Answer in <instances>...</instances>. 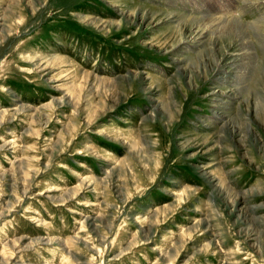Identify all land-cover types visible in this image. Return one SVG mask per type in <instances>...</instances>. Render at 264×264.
<instances>
[{
  "label": "rangeland",
  "instance_id": "obj_1",
  "mask_svg": "<svg viewBox=\"0 0 264 264\" xmlns=\"http://www.w3.org/2000/svg\"><path fill=\"white\" fill-rule=\"evenodd\" d=\"M0 264H264V0H0Z\"/></svg>",
  "mask_w": 264,
  "mask_h": 264
},
{
  "label": "bare ground",
  "instance_id": "obj_2",
  "mask_svg": "<svg viewBox=\"0 0 264 264\" xmlns=\"http://www.w3.org/2000/svg\"><path fill=\"white\" fill-rule=\"evenodd\" d=\"M215 14H211V15H209L208 17H209V19H211L212 21H213V23L214 24H217L218 25V27L219 26H222V25H225V22H228V21H230L231 22V20L230 19H228V18H225V17H223V18H220L219 17V19H214L215 17ZM210 20V21H211ZM232 20H234L236 23H239V24H242V22H240V20L238 19V18H234V19H232ZM215 22H218V23H215ZM227 24H229V23H227ZM226 26V25H225ZM253 26V25H252ZM260 27H261V25L260 26H258V24H254V29H255V31H254V33L255 34H257V32H259V34H257L259 37L261 36L260 35ZM251 28H253V27H251ZM223 101V100H222Z\"/></svg>",
  "mask_w": 264,
  "mask_h": 264
}]
</instances>
